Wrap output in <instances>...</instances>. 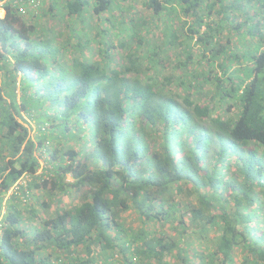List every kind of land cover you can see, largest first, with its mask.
Returning a JSON list of instances; mask_svg holds the SVG:
<instances>
[{
  "label": "trees",
  "instance_id": "trees-1",
  "mask_svg": "<svg viewBox=\"0 0 264 264\" xmlns=\"http://www.w3.org/2000/svg\"><path fill=\"white\" fill-rule=\"evenodd\" d=\"M60 1L0 0V264H264V0Z\"/></svg>",
  "mask_w": 264,
  "mask_h": 264
},
{
  "label": "rangeland",
  "instance_id": "rangeland-1",
  "mask_svg": "<svg viewBox=\"0 0 264 264\" xmlns=\"http://www.w3.org/2000/svg\"><path fill=\"white\" fill-rule=\"evenodd\" d=\"M59 4L57 5V7L55 8V11H54V14L53 16H50V15H42V12L40 14H38V17L37 18V23L36 25L40 24L41 26L45 27L48 29V33L49 35H56L58 34L59 32H61V39H64L67 35H68V32H69V29L71 26L75 25V27L77 29L80 28V25L74 21H69L65 16H66V10L63 8V3L58 0ZM128 5V2H125L124 6H127ZM140 2L139 1H136V7L137 9H139L140 7ZM59 9V10H58ZM58 10V11H57ZM0 14L1 11H0ZM97 23V19L96 18H92L91 20L87 19L85 24L87 25V27H94ZM34 24H35V20H34ZM95 30V29H94ZM59 40V38L57 39ZM43 165V163L41 164V166ZM67 201V200H66ZM209 236L212 235V232H209L208 233Z\"/></svg>",
  "mask_w": 264,
  "mask_h": 264
},
{
  "label": "built area",
  "instance_id": "built-area-1",
  "mask_svg": "<svg viewBox=\"0 0 264 264\" xmlns=\"http://www.w3.org/2000/svg\"><path fill=\"white\" fill-rule=\"evenodd\" d=\"M10 1H12L13 4L20 6L19 11L22 13V15H24V14L28 15L30 12L37 13L41 9L40 7H41V1L42 0H10ZM3 3L4 2L0 3V11L2 13V17L4 16V10L2 9ZM39 172H40V170H39Z\"/></svg>",
  "mask_w": 264,
  "mask_h": 264
},
{
  "label": "crops",
  "instance_id": "crops-1",
  "mask_svg": "<svg viewBox=\"0 0 264 264\" xmlns=\"http://www.w3.org/2000/svg\"><path fill=\"white\" fill-rule=\"evenodd\" d=\"M0 17H2V14H0Z\"/></svg>",
  "mask_w": 264,
  "mask_h": 264
}]
</instances>
